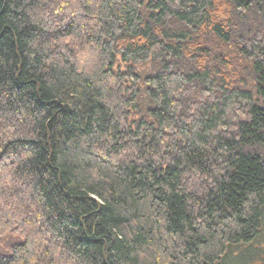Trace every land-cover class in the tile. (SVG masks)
<instances>
[{
  "label": "trees",
  "instance_id": "16d2710c",
  "mask_svg": "<svg viewBox=\"0 0 264 264\" xmlns=\"http://www.w3.org/2000/svg\"><path fill=\"white\" fill-rule=\"evenodd\" d=\"M263 235L264 0H0V264H264Z\"/></svg>",
  "mask_w": 264,
  "mask_h": 264
},
{
  "label": "rangeland",
  "instance_id": "374dc122",
  "mask_svg": "<svg viewBox=\"0 0 264 264\" xmlns=\"http://www.w3.org/2000/svg\"><path fill=\"white\" fill-rule=\"evenodd\" d=\"M19 238L18 236H11L9 239L6 240V242L2 243V245L0 246V251L4 252L6 250H8V247L11 243L13 242H17ZM16 239V240H15ZM21 239V238H19ZM256 246L259 248L260 250V255L264 256V235L262 237H260L257 242H256ZM249 264V263H248Z\"/></svg>",
  "mask_w": 264,
  "mask_h": 264
}]
</instances>
